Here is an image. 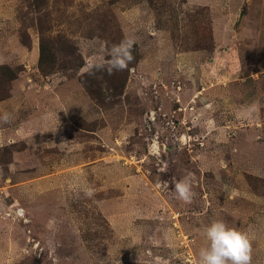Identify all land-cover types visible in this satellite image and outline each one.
Listing matches in <instances>:
<instances>
[{"label": "rangeland", "instance_id": "obj_1", "mask_svg": "<svg viewBox=\"0 0 264 264\" xmlns=\"http://www.w3.org/2000/svg\"><path fill=\"white\" fill-rule=\"evenodd\" d=\"M5 112L0 264H196L216 219L264 264V0H0Z\"/></svg>", "mask_w": 264, "mask_h": 264}, {"label": "clouds", "instance_id": "obj_2", "mask_svg": "<svg viewBox=\"0 0 264 264\" xmlns=\"http://www.w3.org/2000/svg\"><path fill=\"white\" fill-rule=\"evenodd\" d=\"M137 40L132 35H126L119 43L110 47L106 45L107 59L92 57L80 69L81 76H94L97 72L124 71L134 60L133 46ZM13 119L8 112L0 114V124H8ZM86 198L95 196L91 186L83 188ZM176 198L184 204H191L196 193L190 176H184L175 184ZM206 245L197 253L196 264H251L252 243L248 233L229 227L223 220L216 219L205 226L203 231Z\"/></svg>", "mask_w": 264, "mask_h": 264}, {"label": "trees", "instance_id": "obj_3", "mask_svg": "<svg viewBox=\"0 0 264 264\" xmlns=\"http://www.w3.org/2000/svg\"><path fill=\"white\" fill-rule=\"evenodd\" d=\"M152 5H153V2L155 0H148ZM44 42H45V39H40V51H39V66H40V69L43 70V66H44V62H45V59L47 57V53H46V48H45V45H44ZM97 74H100L99 72L96 73ZM95 76V75H94ZM94 76H87V75H84L82 80L80 81L81 84L84 86L85 90L87 91V93L89 95H91L92 97L98 95V90L94 88ZM93 81V82H92ZM97 85H98V81H97ZM98 89H100V87L98 86Z\"/></svg>", "mask_w": 264, "mask_h": 264}]
</instances>
